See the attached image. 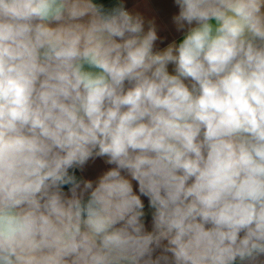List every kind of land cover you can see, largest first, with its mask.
Wrapping results in <instances>:
<instances>
[{
    "label": "clouds",
    "instance_id": "obj_1",
    "mask_svg": "<svg viewBox=\"0 0 264 264\" xmlns=\"http://www.w3.org/2000/svg\"><path fill=\"white\" fill-rule=\"evenodd\" d=\"M174 3L0 0V264H264V0Z\"/></svg>",
    "mask_w": 264,
    "mask_h": 264
},
{
    "label": "crops",
    "instance_id": "obj_2",
    "mask_svg": "<svg viewBox=\"0 0 264 264\" xmlns=\"http://www.w3.org/2000/svg\"><path fill=\"white\" fill-rule=\"evenodd\" d=\"M100 2L107 3V0H100ZM125 5L126 10L136 14L139 13L145 18V21L153 20L156 24L157 35L159 39L156 42L157 49H163L168 44L176 42L179 43L183 38L182 32H177L172 17L178 14V7L174 0H120ZM147 27V24H146ZM169 71H172V66H169ZM111 165L104 162L103 158H96L90 160L84 167V170H76V175L83 179L95 180L104 171H107ZM134 191L138 192V186L133 181ZM67 192V186H65ZM145 204V227L146 230H151V209L148 207V200L146 197H141Z\"/></svg>",
    "mask_w": 264,
    "mask_h": 264
}]
</instances>
